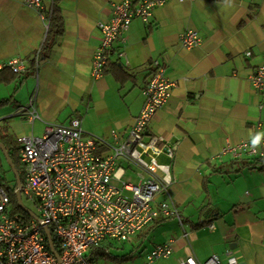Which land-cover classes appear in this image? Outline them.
<instances>
[{
  "label": "crops",
  "instance_id": "0c3cea01",
  "mask_svg": "<svg viewBox=\"0 0 264 264\" xmlns=\"http://www.w3.org/2000/svg\"><path fill=\"white\" fill-rule=\"evenodd\" d=\"M23 1L0 0V70L11 59L27 65L45 39L43 21ZM120 1L43 0L46 10L55 2L64 32L56 38L49 57L38 65L37 114L53 120V114L66 109L69 113L59 124L73 116L83 120L79 102L87 100L86 108L94 103L105 126L94 133L82 124L83 132L114 144V135L127 133L142 107L148 64L160 61L166 75L177 82L145 135L168 131L178 138L174 154L182 170L173 176L168 195L157 200L169 198L183 226L175 218L155 222L142 231H148L142 242L157 226L174 219L182 231L168 239L173 241L170 257L175 262L190 255L199 261L235 255L240 264H264V170H239L241 160H213L226 144L264 136V95L249 81L264 61V0L169 2L153 12L148 25L135 18L108 56L110 65L116 63L133 79L120 85L111 73H105L92 82L91 60L101 38L98 24L109 21L111 5ZM186 30L196 31L201 40L189 51L179 43ZM44 123L50 124L41 119L40 128ZM257 123H261L259 129ZM257 149L264 152V145ZM260 160L264 165V159ZM154 164L164 169L170 161L161 156ZM214 169L219 173H211ZM128 175L118 173L125 179ZM204 179L208 181L205 189Z\"/></svg>",
  "mask_w": 264,
  "mask_h": 264
},
{
  "label": "built area",
  "instance_id": "2783aa9c",
  "mask_svg": "<svg viewBox=\"0 0 264 264\" xmlns=\"http://www.w3.org/2000/svg\"><path fill=\"white\" fill-rule=\"evenodd\" d=\"M169 1L184 0H122L111 5L109 21L98 24L101 38L91 61L93 79L102 76L113 43L130 22L136 18L147 23L153 12ZM24 5L35 9L44 22L49 21L50 12L44 9L42 0H24ZM200 42L193 30H186L179 37L184 50L195 48ZM7 65L14 71L24 70L18 59ZM148 68L149 78L141 90L142 107L127 133L114 135V144L86 136L78 116L69 118L66 124H47L38 135L17 139L22 168L20 195L35 210H28L33 217L22 210L12 213L10 196L0 182V264H99L91 255L94 249L114 241L131 243L151 222L175 218L183 226L169 198L157 200L162 194L168 195L173 176L182 170L174 154L178 138L168 131L154 137L145 135L149 122L168 103L177 81L166 75L158 60H152ZM249 80L264 95V63ZM33 101L30 99L28 106L18 112L31 125L38 119ZM255 139L259 141L256 146L253 140L226 144L213 160L263 157L257 146L264 145V136ZM161 156L167 157L170 165L156 169L154 163ZM131 168L139 179L137 185L118 176ZM114 180L121 186H115ZM45 231L49 232L53 249ZM183 237H187L185 232ZM172 245V240L154 245L142 257V264L168 259ZM178 264H240V260L235 255H213L199 261L190 255Z\"/></svg>",
  "mask_w": 264,
  "mask_h": 264
},
{
  "label": "rangeland",
  "instance_id": "374dc122",
  "mask_svg": "<svg viewBox=\"0 0 264 264\" xmlns=\"http://www.w3.org/2000/svg\"><path fill=\"white\" fill-rule=\"evenodd\" d=\"M39 65V64H38ZM39 66H37V70L35 74L27 77L23 84L16 89V86H19V80L15 83H12L8 86L5 84H0V100L1 99H11L10 103L0 106V131L6 135V138L9 141L16 143V139L18 137L29 136L31 133L38 134L39 131V122H35L32 127L26 121V117L22 119L18 116H12L19 107H22L28 103L30 99L35 97V107L39 106ZM91 81L95 82L97 79H93L90 75ZM112 93H110V97ZM87 100L80 101V108H78L83 114L82 124L85 129L93 128L94 133H100L102 131V127L105 126L103 120L100 119L101 114H97V106H90L89 109L86 108ZM37 105V106H36ZM50 110V109H49ZM88 110V111H86ZM52 111V110H50ZM62 113L58 115L53 114V120L47 119L46 115H40V118L44 122L57 123L64 121L65 116L69 112L66 109L61 110ZM87 112V113H86ZM92 133V134H94ZM99 136V135H93ZM91 137V136H90ZM97 138V137H93ZM15 169L20 168L19 163L16 162L15 159ZM134 169L131 168L128 173L129 175L125 179L127 183H131L132 185L138 184V177L135 173H133ZM12 170L7 165L3 155L0 152V181L3 185L9 189L13 190L14 183L12 182ZM114 185L117 187L121 186L119 181L114 182ZM22 203L25 208L34 212V206L30 201L22 199ZM187 232L190 231L188 225H185ZM182 233L180 227L177 222L173 220L169 222H165L160 226L155 228L150 237L144 242L138 241L137 239L132 240L131 243H123V242H110L102 246V248L107 249L106 251H102L100 254H93V257L99 264H142V257L145 255L146 251H148L154 245L160 244L164 240H168L169 238H175ZM179 259L175 262L174 257H169L168 259H160L154 262V264H178Z\"/></svg>",
  "mask_w": 264,
  "mask_h": 264
},
{
  "label": "trees",
  "instance_id": "16d2710c",
  "mask_svg": "<svg viewBox=\"0 0 264 264\" xmlns=\"http://www.w3.org/2000/svg\"><path fill=\"white\" fill-rule=\"evenodd\" d=\"M208 1L213 2V1H223V0H208ZM63 32H64L63 18L61 16L60 10L57 8L55 2H53L52 7H51L47 36H46L45 41L42 44L39 52L36 55L34 54L32 56V58L28 59L27 68L21 74L13 72V71L9 70L8 68H3L2 70H0V84H11V83H15L19 80V83H18L19 86H16V89H19V87L24 82V80L27 77L34 74L36 63L43 61V60H46L49 57L51 49L54 45L56 38L61 37L63 35ZM5 70H8L9 75L8 74L4 75ZM105 73H109V74L111 73L112 76L115 78V80L120 85H122L127 80L133 79V77L130 74L126 73L124 70H122V68L118 67L116 63H113L112 65H110L108 62L106 67L103 69V74H105ZM7 76H9V77L7 79H5L4 77H7ZM10 101H11V99H1L0 100V106H4V105L8 104V103H10ZM0 143L5 147V150L7 152L8 157H9L10 161L12 162V165L15 167L16 166L15 165V159H16V162L19 163L18 162V151H17L18 147H17L16 143L14 144V142L9 141L6 138V135L3 133V131H0ZM250 168H256L258 170H264V165H263L262 160H252V161L241 160V167L239 170L250 169ZM16 170L19 173V176L21 178L20 168L16 167ZM211 173H219V172H218V170L214 169ZM12 182L14 183L13 190L7 189L9 196H10V209H11L12 213H21V210L19 209V207L17 205V201H16V197H15V193H14V190L16 187V181L14 179V176L12 177ZM207 183H208V181L204 179V181H203L204 189L206 188ZM155 222L159 223V221H154V222H151L150 224H153ZM150 224H148L147 226H149ZM142 231L133 240L139 239L141 241V239L143 240L148 235V233H147L148 231H145V232H142ZM106 250L107 249H105V248L98 247L91 252V255L97 254V253L100 254L102 251H106Z\"/></svg>",
  "mask_w": 264,
  "mask_h": 264
},
{
  "label": "bare ground",
  "instance_id": "6f19581e",
  "mask_svg": "<svg viewBox=\"0 0 264 264\" xmlns=\"http://www.w3.org/2000/svg\"><path fill=\"white\" fill-rule=\"evenodd\" d=\"M122 1V0H121ZM120 1V2H121ZM130 1H132V2H136V1H138V0H130ZM186 1H190V0H184L183 2H186ZM195 1H198V0H191V2H195ZM169 2H177V3H183V2H178V1H169ZM169 2H167V3H169ZM23 3H24V1H23ZM119 3V2H118ZM167 3H165V4H167ZM164 4V5H165ZM42 5H43V7H44V9L46 10V8H45V6H44V4H43V0H42ZM162 7V6H161ZM160 7V8H161ZM33 9V8H32ZM159 9V8H158ZM157 9V10H158ZM35 10V9H34ZM36 11V10H35ZM46 11H49L50 13H51V8L49 9V10H46ZM111 11H112V9H111ZM37 12V11H36ZM155 12V11H154ZM37 14H38V16H39V13L37 12ZM152 16H153V14H152ZM152 16L148 19V21H147V23H144V24H146V25H148L149 23H150V19L152 18ZM39 18H40V16H39ZM41 19V18H40ZM49 19H50V16H49ZM43 21V20H42ZM43 23H44V26H45V38H46V36H47V30H48V26H49V21L48 22H44L43 21ZM185 32V31H184ZM196 32V31H195ZM199 35V34H198ZM199 38H200V36H199ZM44 41H45V39H44ZM44 41H43V43H44ZM42 43V44H43ZM42 46V45H41ZM41 48V47H40ZM182 48V47H181ZM96 49V48H95ZM94 49V50H95ZM193 49V48H192ZM40 50V49H39ZM39 50L35 53V55L39 52ZM184 50V49H183ZM191 50V49H190ZM185 51H189V50H185ZM93 54H94V52H93ZM109 54H110V52H109ZM247 55H249V53L247 52L246 53ZM109 56V55H108ZM36 57V56H35ZM93 57V56H92ZM12 60V59H11ZM19 61H21L22 62V64L24 65V70L23 71H14V70H12L7 64H8V62L6 63V65H4L3 66V68H8L9 70H11V71H13V72H16V73H23L25 70H26V68H27V65H26V62H24L23 60H21V59H18ZM92 61V60H91ZM108 61H109V59L107 58V62H106V65H107V63H108ZM263 63H264V61H263ZM262 63V64H263ZM38 64H39V62H37L36 63V66H35V70H34V74H35V71L37 70V66H38ZM261 64V65H262ZM106 65L104 66V68L106 67ZM260 66V65H259ZM103 68V69H104ZM257 68V67H256ZM255 71V70H254ZM253 71V72H254ZM90 74H91V71H90ZM103 75V74H102ZM250 81V80H249ZM34 98V101H33V106H34V109H35V111H36V108H35V97H33ZM30 101V100H29ZM29 101H28V103L26 104V105H24V106H22V107H19L18 109H16V111H15V113L13 114V115H10V117H12V116H18V117H20L21 119L23 118V117H26L24 114L23 115H19L18 114V112L20 111V109L21 108H26L27 106H28V104H29ZM36 114H37V111H36ZM37 116H38V119L36 120V121H34L33 122V124L35 123V122H40L41 123V119H40V117H39V115L37 114ZM26 121L28 122V120H27V118H26ZM29 123V122H28ZM33 124L31 125V124H29L31 127H32V130H33ZM49 124V123H48ZM51 124V123H50ZM259 124V126H257ZM45 125H47V124H43L42 126H41V128H40V130L38 131V134L41 132V130L44 128V126ZM261 127V123H257L256 124V129H259ZM31 134H33V133H31ZM38 134H36V135H38ZM35 135V134H34ZM257 137H263V136H257ZM19 138V137H18ZM17 138V139H18ZM256 138V137H255ZM254 138V139H255ZM17 139H16V145H17V147H18V162H19V167H20V171H21V178H20V176H19V179H20V185H21V182H22V168H21V165H20V161H19V146H18V143H17ZM253 139V140H254ZM250 141H252V140H250ZM1 144V143H0ZM229 145V144H228ZM5 148V147H4ZM260 152H262L263 154H264V152L262 151V150H259ZM1 152V151H0ZM1 154H2V152H1ZM3 155V154H2ZM215 156V155H214ZM260 159H264V156L263 157H256V160H260ZM17 171V170H16ZM18 173V172H17ZM13 174V173H12ZM18 175H19V173H18ZM14 176V175H13ZM14 179H15V177H14ZM16 181V180H15ZM1 182V181H0ZM2 183V182H1ZM2 185H3V183H2ZM3 187L5 188V190L8 192V190H7V188L3 185ZM20 187V186H19ZM19 190V189H18ZM16 191H17V187H15V190H14V193H16ZM20 192V191H19ZM9 194V193H8ZM16 197V196H15ZM20 197H21V195H20ZM22 199L23 198H21V202H22ZM23 204V203H22ZM24 206V205H23ZM25 208V207H24ZM27 211H28V209L27 208H25ZM29 212V211H28ZM170 219V218H169ZM166 220V219H165ZM159 221H161V220H159ZM103 245H101L100 247H102Z\"/></svg>",
  "mask_w": 264,
  "mask_h": 264
},
{
  "label": "water",
  "instance_id": "95a60500",
  "mask_svg": "<svg viewBox=\"0 0 264 264\" xmlns=\"http://www.w3.org/2000/svg\"><path fill=\"white\" fill-rule=\"evenodd\" d=\"M0 151L2 152L3 157H4L7 165L12 170V173H13V175L15 177V180H16L17 191L15 193V196H16L17 205H18L20 210H22L23 212H25V213H27V214H29L30 216L33 217V215L24 208V206H23V204L21 202L20 192L18 190L19 186H20L19 175H18L16 169L13 167L12 162L10 161V159H9V157L7 155V152H6V150H5V148H4V146L2 144H0ZM45 232H46V235H47V238H48L49 247H50V249H53L52 240H51V237L49 235V232L48 231H45Z\"/></svg>",
  "mask_w": 264,
  "mask_h": 264
},
{
  "label": "clouds",
  "instance_id": "9594fccd",
  "mask_svg": "<svg viewBox=\"0 0 264 264\" xmlns=\"http://www.w3.org/2000/svg\"><path fill=\"white\" fill-rule=\"evenodd\" d=\"M258 139H254L253 141H252V144H253V146H256L257 144H258Z\"/></svg>",
  "mask_w": 264,
  "mask_h": 264
}]
</instances>
